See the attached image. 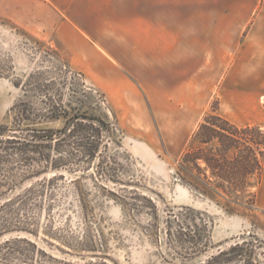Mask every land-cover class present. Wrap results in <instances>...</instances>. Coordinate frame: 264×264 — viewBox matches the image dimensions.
<instances>
[{"label":"rangeland","instance_id":"1","mask_svg":"<svg viewBox=\"0 0 264 264\" xmlns=\"http://www.w3.org/2000/svg\"><path fill=\"white\" fill-rule=\"evenodd\" d=\"M110 1L102 0L103 4L108 3L98 9L100 18L108 24L116 12L111 10L114 3L111 5ZM135 2L139 4L136 12L168 25L178 20L180 30L186 29L190 20L197 22L200 34L209 25L216 45L223 37L226 39L228 31L232 43L238 45L251 22L264 19V0ZM0 71L3 73L0 77V124L11 126L15 115L13 105L27 101L34 108L28 115L31 120L24 124L62 128L64 119L51 118L50 112L43 109L42 100L54 106L62 104L69 117L86 113L109 124L107 130L100 127V149L93 161L66 159L63 169L51 170L23 184L25 187L34 184L43 193L37 208L29 213L33 223L28 227L37 231V236L28 233L19 236L35 241L60 260L74 263L95 258L92 253L85 252L81 254L92 257L60 254L45 242L48 240L67 250L45 233L49 219L53 220V228H90L98 245H103L99 247L103 251L95 254L103 256L107 264H202L210 255L235 241L245 242L241 264H264V211L254 207L256 177L248 178L250 186L245 193L227 196L214 186L217 180L210 177L203 161H196L199 169L183 161L182 154L187 149L192 146L214 149L215 141L205 146L193 141L191 132L186 138H165L163 135L175 134L167 131L169 123L163 124L161 131L156 121L140 123L131 121L130 114L119 116L104 93L70 66L52 36L29 33L2 17ZM212 103H217L219 109L216 97L210 106ZM262 104L264 108V97ZM68 126L72 127V123ZM52 157L56 154L52 153ZM49 178L52 179L48 184ZM20 186L19 183L14 190L0 187V202L16 196L21 191ZM183 205L203 212L195 216V222L201 219L208 222L211 243L203 247L199 255L180 259L174 252V244H165L162 236L167 221L175 227L174 214L175 221L182 220L177 207ZM157 229L159 237L155 235ZM16 235L10 233L0 237V264H19L15 255L8 257L10 263L1 246L4 240Z\"/></svg>","mask_w":264,"mask_h":264},{"label":"crops","instance_id":"2","mask_svg":"<svg viewBox=\"0 0 264 264\" xmlns=\"http://www.w3.org/2000/svg\"><path fill=\"white\" fill-rule=\"evenodd\" d=\"M110 3L109 24L98 13L102 0H0V17L52 36L119 116L156 121L161 131L169 123L175 134L165 138H192L215 97L228 121L264 130V19L251 22L238 45L229 31L216 45L209 25L200 34L190 20L180 30L178 20L168 25L136 12L135 0ZM254 207L264 211V157Z\"/></svg>","mask_w":264,"mask_h":264},{"label":"trees","instance_id":"3","mask_svg":"<svg viewBox=\"0 0 264 264\" xmlns=\"http://www.w3.org/2000/svg\"><path fill=\"white\" fill-rule=\"evenodd\" d=\"M2 75L0 71V77ZM42 103L43 109L50 112L51 118L64 119L62 128H39L24 124V121L31 120L28 115L34 108L27 101L13 105L15 115L11 126L0 124V187H11L14 190L21 184V191L16 196L0 202V237L10 233L17 234L1 244L6 259L15 255L20 261L19 264H107L103 256L95 254L103 251L99 248L103 245H98L90 228H53V220L49 219V226L44 230L48 236L66 246L67 250L44 240L53 245L60 254L76 255L79 258L92 257L81 254L82 252L94 255V260L89 259L84 263L60 260L39 247L35 241L19 236L20 233L37 236V231L28 227L33 223L29 213L37 208L43 193L34 184L28 187L23 184L51 170L63 169L66 159L93 161L100 149V127L107 130L109 125L100 117L86 113L69 117L62 104L54 106L44 100ZM69 123H72V127L68 126ZM192 140L205 146L213 141L217 143L214 149L192 146L182 154V158L184 162H191L198 169L196 161H203L210 177L217 180L213 183L214 186L225 195L245 193L250 186V176H255L256 184L259 183L264 157V130L260 127H239L219 113L217 103H212ZM52 153L56 154L55 158ZM51 179L47 180L48 184ZM177 209L182 220L175 221L174 214L175 227L166 222L162 236L165 238V244H174V252L180 259L199 255L203 251L202 248L211 243L210 225L208 222H202V219L201 222H195V216L203 214L200 210L184 205ZM155 235L159 237L158 229ZM244 243L235 241L228 248L210 255L202 264H241L244 260Z\"/></svg>","mask_w":264,"mask_h":264}]
</instances>
